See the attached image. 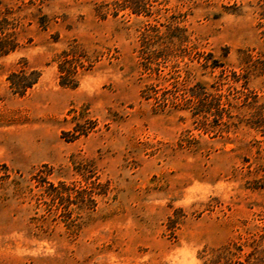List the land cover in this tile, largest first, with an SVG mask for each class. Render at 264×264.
Instances as JSON below:
<instances>
[{
    "label": "rangeland",
    "instance_id": "rangeland-1",
    "mask_svg": "<svg viewBox=\"0 0 264 264\" xmlns=\"http://www.w3.org/2000/svg\"><path fill=\"white\" fill-rule=\"evenodd\" d=\"M148 1L2 0L0 264H264V0Z\"/></svg>",
    "mask_w": 264,
    "mask_h": 264
},
{
    "label": "trees",
    "instance_id": "trees-1",
    "mask_svg": "<svg viewBox=\"0 0 264 264\" xmlns=\"http://www.w3.org/2000/svg\"><path fill=\"white\" fill-rule=\"evenodd\" d=\"M1 3L2 0H0V4ZM112 3H114L116 7H130L132 11L136 13L145 12L148 14L150 12L151 3L148 0H112ZM41 24L43 23L41 22ZM17 27L18 22L14 21V19L9 20L8 17H3L0 20V55L7 54L17 48ZM63 71H65V73L70 72L67 69H63ZM33 83L34 80L32 79H20L18 73H13L11 76V84L19 93H24L27 87L31 86ZM195 85L190 86L186 91L187 93L189 92V97L187 98V101L191 104V106L197 109L195 113H199L201 110L200 106H202L206 101H208L209 98H213L215 95L211 94L204 85ZM204 116L207 117V115Z\"/></svg>",
    "mask_w": 264,
    "mask_h": 264
}]
</instances>
